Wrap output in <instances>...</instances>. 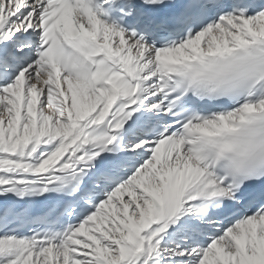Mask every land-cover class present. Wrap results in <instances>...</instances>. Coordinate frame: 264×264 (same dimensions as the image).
I'll return each instance as SVG.
<instances>
[{
  "label": "snow or ice",
  "instance_id": "1",
  "mask_svg": "<svg viewBox=\"0 0 264 264\" xmlns=\"http://www.w3.org/2000/svg\"><path fill=\"white\" fill-rule=\"evenodd\" d=\"M257 42L264 0H0V264H264V173L191 148L264 100L169 87Z\"/></svg>",
  "mask_w": 264,
  "mask_h": 264
},
{
  "label": "clouds",
  "instance_id": "2",
  "mask_svg": "<svg viewBox=\"0 0 264 264\" xmlns=\"http://www.w3.org/2000/svg\"><path fill=\"white\" fill-rule=\"evenodd\" d=\"M67 53H65L66 55ZM59 55V53H58ZM169 87L201 99L264 100V42L238 46L180 66ZM191 146L225 177L264 173V108L243 114L219 136H193Z\"/></svg>",
  "mask_w": 264,
  "mask_h": 264
}]
</instances>
